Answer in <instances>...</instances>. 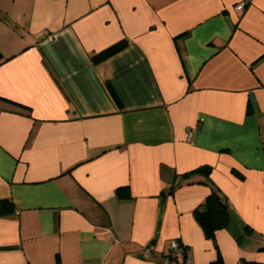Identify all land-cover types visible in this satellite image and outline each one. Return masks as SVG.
I'll return each mask as SVG.
<instances>
[{
	"label": "crops",
	"instance_id": "obj_1",
	"mask_svg": "<svg viewBox=\"0 0 264 264\" xmlns=\"http://www.w3.org/2000/svg\"><path fill=\"white\" fill-rule=\"evenodd\" d=\"M240 1L0 0L21 28L0 34V264H165L171 242L264 264V0Z\"/></svg>",
	"mask_w": 264,
	"mask_h": 264
},
{
	"label": "trees",
	"instance_id": "obj_2",
	"mask_svg": "<svg viewBox=\"0 0 264 264\" xmlns=\"http://www.w3.org/2000/svg\"><path fill=\"white\" fill-rule=\"evenodd\" d=\"M126 45L127 42L125 40H120L119 42L112 44L108 46V48L93 55L91 60L93 63H97L108 58L111 54L120 51V49L124 48ZM108 86L110 89L109 84ZM193 171H201L204 173L205 177H208L211 170L209 166L203 165ZM117 192L121 197L129 196V190L125 187H119ZM13 209L14 204H12L9 199H0V215L7 214L8 212L13 211ZM193 215L202 231H204L205 235L211 239H214L216 229L224 227L230 220L228 206H226L225 200L214 186H211L210 192L207 194L203 202L194 209ZM210 264H222L221 256L218 254L216 259ZM239 264L262 263L255 260L249 261L244 257H240Z\"/></svg>",
	"mask_w": 264,
	"mask_h": 264
},
{
	"label": "built area",
	"instance_id": "obj_3",
	"mask_svg": "<svg viewBox=\"0 0 264 264\" xmlns=\"http://www.w3.org/2000/svg\"><path fill=\"white\" fill-rule=\"evenodd\" d=\"M247 0L240 1L239 4L235 6V9L239 10L245 7L247 4ZM170 252L166 256L165 264H194V262L191 260V256H189L188 250L183 247L181 244H177L176 242H171L170 244ZM151 246H147V249H145V256L150 255ZM182 256L180 259L179 256Z\"/></svg>",
	"mask_w": 264,
	"mask_h": 264
},
{
	"label": "rangeland",
	"instance_id": "obj_4",
	"mask_svg": "<svg viewBox=\"0 0 264 264\" xmlns=\"http://www.w3.org/2000/svg\"><path fill=\"white\" fill-rule=\"evenodd\" d=\"M0 18L2 19V22L5 25L4 29L0 27V34L1 35H7L11 32H17V30H19L21 32V28H19V26H16L15 23H13L11 20H9L7 18L6 12H4V10H1V9H0Z\"/></svg>",
	"mask_w": 264,
	"mask_h": 264
}]
</instances>
